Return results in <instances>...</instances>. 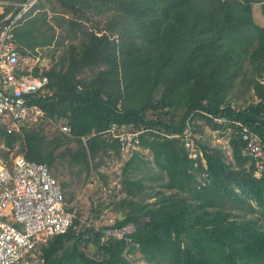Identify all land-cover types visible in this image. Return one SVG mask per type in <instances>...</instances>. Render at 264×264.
<instances>
[{
  "label": "trees",
  "instance_id": "trees-1",
  "mask_svg": "<svg viewBox=\"0 0 264 264\" xmlns=\"http://www.w3.org/2000/svg\"><path fill=\"white\" fill-rule=\"evenodd\" d=\"M7 1L0 20L19 0ZM254 5L264 16V0H38L14 26L17 48L41 56L36 48L47 46L51 63L46 84L29 95L44 116L0 128L4 159L16 144L14 153L49 169L69 157L88 173L119 156L105 132L112 123L139 132V149L123 159V195L110 203L114 226L134 224L131 242L102 241L105 224L76 212L41 246L47 264H264V166L257 171L243 153L236 124L264 141V26ZM238 77L252 96L239 103L231 94ZM186 127L195 157L183 143ZM225 133L227 147L215 139ZM245 205L248 215L233 212Z\"/></svg>",
  "mask_w": 264,
  "mask_h": 264
},
{
  "label": "built area",
  "instance_id": "built-area-1",
  "mask_svg": "<svg viewBox=\"0 0 264 264\" xmlns=\"http://www.w3.org/2000/svg\"><path fill=\"white\" fill-rule=\"evenodd\" d=\"M37 1L20 3L0 31V128L7 132L44 116L38 105L29 102V95L46 84L43 69L48 65L42 64L39 54L22 53L12 39V29ZM7 4L11 2L0 0V14ZM236 124L244 141L243 153L253 159L256 170L260 171L264 166V141L249 126ZM60 128L69 131L66 124ZM105 132L117 140L122 159L139 149L138 131L112 123ZM192 136L195 134L186 127L183 143L189 155L195 157L197 150ZM1 148L8 150L0 140ZM75 217L76 211L67 209L61 186L46 164L29 160L22 153L12 154L10 161L0 155V264H47L41 246L49 237L65 232ZM113 223L114 217H107L101 230L102 241L124 239L130 243L134 224L114 226Z\"/></svg>",
  "mask_w": 264,
  "mask_h": 264
},
{
  "label": "rangeland",
  "instance_id": "rangeland-1",
  "mask_svg": "<svg viewBox=\"0 0 264 264\" xmlns=\"http://www.w3.org/2000/svg\"><path fill=\"white\" fill-rule=\"evenodd\" d=\"M51 16L52 13L48 12L47 20L50 24L54 25L55 39H60L63 36L62 31L58 26H55V19ZM253 17L256 23L264 26V16L259 5H254ZM26 18H23L21 21ZM87 24L90 25L91 23L88 22ZM46 36L47 35H39V39L46 38ZM53 45L54 42L50 47L54 48L55 46L53 47ZM36 49H38V52L41 54L40 57L43 58L42 61L44 64L49 65L51 63L50 57L42 56V54H44L49 48L43 46L37 47ZM238 81L239 77L235 80L234 89L231 90V94L238 97L236 101L239 103L250 99L252 96L249 91L245 90L244 85L240 84ZM204 130L208 132L209 128L204 127ZM227 132L229 133V131ZM213 133L216 135L218 132L215 131ZM226 136L227 133H225V137L222 135L215 139L217 142L219 141L220 143L225 144L227 139ZM16 147V144H14V148L10 149L7 158L4 160L10 161L12 154H15L14 150ZM71 147L74 148L73 143L71 144ZM140 151H142V156L147 160V156L150 154H146L144 149H140ZM123 165L124 162L122 158L113 155L107 157L105 163L101 165L98 170L93 169L88 173L84 170L78 172V165L72 164L69 157H61L58 159L56 170L53 167L49 170L60 185L61 182L67 183V186L63 190L66 207L79 212V217L82 221H86L92 225H102V223L106 222L107 217H114L113 215L115 212L110 205L111 201L123 195L120 183L123 176ZM141 165L144 166L145 164ZM132 174H134L132 177L139 175L138 171ZM163 180L164 179L160 181ZM153 199L154 198H150L147 201H152ZM93 208H97V211H94ZM245 208L246 205L243 206L242 209L234 208L233 212L239 213L240 215H248V210ZM80 247L83 248L88 255L94 256L93 248L90 245H81ZM134 258L137 262H143L140 258L135 257V255Z\"/></svg>",
  "mask_w": 264,
  "mask_h": 264
},
{
  "label": "water",
  "instance_id": "water-1",
  "mask_svg": "<svg viewBox=\"0 0 264 264\" xmlns=\"http://www.w3.org/2000/svg\"><path fill=\"white\" fill-rule=\"evenodd\" d=\"M24 0H19L17 3L18 4H16L15 5V7L12 9V11L8 14V15H6L5 17H3L1 20H0V28L10 19V17L12 16V14L18 9V7H19V4L20 3H22ZM67 122H69V121H67ZM120 215H121V211H120V213H119ZM118 218H120L121 219V217H118Z\"/></svg>",
  "mask_w": 264,
  "mask_h": 264
},
{
  "label": "crops",
  "instance_id": "crops-1",
  "mask_svg": "<svg viewBox=\"0 0 264 264\" xmlns=\"http://www.w3.org/2000/svg\"><path fill=\"white\" fill-rule=\"evenodd\" d=\"M41 58V57H40ZM43 58H41V60H42ZM42 64H44V62L42 61ZM45 65V64H44ZM146 154L147 153H149L150 155H148L147 156V160L148 159H150L151 158V152L150 151H148V150H145L144 151ZM123 160V159H122ZM148 165V168L150 169V171L151 172H155L156 170H157V167L153 164V163H151V164H147ZM120 213V211L117 213V216L118 217H121V219H122V216L119 214ZM140 256V254L137 252L136 254H135V257H139Z\"/></svg>",
  "mask_w": 264,
  "mask_h": 264
}]
</instances>
